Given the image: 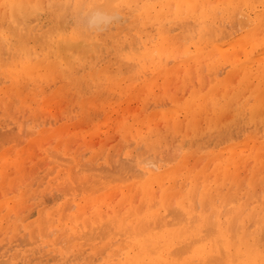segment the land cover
I'll return each instance as SVG.
<instances>
[{
  "label": "rangeland",
  "instance_id": "374dc122",
  "mask_svg": "<svg viewBox=\"0 0 264 264\" xmlns=\"http://www.w3.org/2000/svg\"><path fill=\"white\" fill-rule=\"evenodd\" d=\"M30 1L9 49L0 0V264H264V0Z\"/></svg>",
  "mask_w": 264,
  "mask_h": 264
},
{
  "label": "bare ground",
  "instance_id": "6f19581e",
  "mask_svg": "<svg viewBox=\"0 0 264 264\" xmlns=\"http://www.w3.org/2000/svg\"><path fill=\"white\" fill-rule=\"evenodd\" d=\"M54 1H56V0H54ZM105 1H107V4H108V2L110 1H108V0H105ZM105 1H101V3H103V2H105ZM153 1V0H152ZM177 1V0H176ZM208 1L209 0H179L178 1V6L179 7H181V9L182 8H186L187 10H186V12H189V13H193V14H195L196 12H198L197 11V9L198 8H202V9H205L206 7H208V5H211V3L210 4H208ZM255 1H257V0H255ZM116 2V1H115ZM164 2V1H163ZM6 3H7V5L9 4L10 6H9V9H11V18H10V20L9 21H7V22H5L4 24H3V26L7 23V27H5L6 29H5V37H4V39H5V41H6V46H7V48H14V46H16V44L18 45V44H22L21 42V40L20 39H22V36H21V32H22V30H26L27 28H25V27H27V24H29L28 23V21L26 20L28 17H29V14H31V12H34V11H36V9H35V7H37L36 5H34V4H32V1H30V0H6ZM50 3V2H49ZM53 3V2H52ZM69 3V2H68ZM68 3H65V7L64 6H62V5H60V6H58V5H55V4H51L53 7H55V9H53L52 11H53V13H55V12H62V16H64L65 15V12H66V8H67V5H68ZM112 3V0H111V2H110V4ZM139 3V2H138ZM30 4V5H29ZM67 4V5H66ZM100 4V3H99ZM109 4V5H110ZM208 4V5H207ZM43 5V4H42ZM45 5V4H44ZM43 5V6H44ZM96 5V4H95ZM98 5V4H97ZM105 5V4H104ZM104 5H101V6H104ZM158 5V4H157ZM166 5V4H165ZM42 6V7H43ZM137 6V5H136ZM159 6V5H158ZM41 7V8H42ZM50 7V6H49ZM79 7H81V6H79ZM110 7H112V5L110 6ZM34 8V10H32ZM41 8H37V9H41ZM44 8V7H43ZM52 8V7H51ZM107 8V7H106ZM173 8V7H172ZM112 9V11H113V9L114 8H111ZM180 9V10H181ZM7 10V9H6ZM32 10V11H31ZM79 10V9H78ZM65 11V12H64ZM171 11H172V9H171ZM206 11H208V10H206ZM238 12V11H237ZM167 13V12H166ZM6 14V13H5ZM64 14V15H63ZM236 14V13H235ZM66 15H67V13H66ZM69 15V14H68ZM243 15V14H242ZM241 15V16H242ZM62 16H60L59 14H58V17H62ZM57 17V18H58ZM65 17V16H64ZM63 17V18H64ZM114 17H116L114 14H112V13H110V12H108V9L107 10H105V9H103V8H99L98 6H94V7H92L91 9H89L88 11H87V13H86V15H85V17H84V23L86 24V26H91V27H95V28H97L98 29V27L101 25V26H105V25H107L109 22H110V20L113 18L114 19ZM244 17V16H243ZM240 19V18H239ZM245 19H247L246 17H245ZM29 20V19H28ZM31 20V19H30ZM238 20V19H237ZM251 20V19H250ZM32 21V20H31ZM60 21H63V19L62 20H60V18H58L57 20H56V18H55V22H54V25L52 26L53 28H54V31H52L51 33H50V37H51V35L52 34H55V36H57L56 37V40L53 38V41L55 40V42H52L51 40H50V42H52V44H53V46L55 47H53L54 49H53V52H56L58 55L60 54H62L63 56H65V54H67V56H71V57H73V54L75 55L77 52H80V51H85L84 53H82L81 54V52L79 53V55H84V54H86L88 51V49H87V44H86V46H85V44H81L82 45V47H81V45H80V43H78V44H75L74 46H73V44L74 43H72L71 44V42H68L67 40V38H65L64 39V37L63 36H65L66 35V33L64 32L65 30H62L63 28H62V26H60L61 24H60ZM247 21V20H246ZM244 23H245V21H243ZM25 23H27V24H25ZM62 23V22H61ZM249 23V22H248ZM243 24V23H242ZM247 24V23H246ZM26 25V26H25ZM234 25V24H233ZM245 25V24H244ZM243 25V26H244ZM249 25V24H248ZM220 26V25H219ZM235 26V25H234ZM75 27H77V26H75ZM206 27V26H205ZM224 27V26H223ZM249 27V26H248ZM65 28V27H64ZM81 28V27H80ZM79 28V29H80ZM213 28V27H212ZM219 28H221V26L219 27ZM237 28V27H236ZM66 29V28H65ZM217 28H215V29H213V30H216ZM226 29V28H225ZM224 29V30H225ZM241 29H243V28H241ZM202 30V29H201ZM227 30V29H226ZM236 30V29H235ZM49 31V30H48ZM50 31H51V29H50ZM63 33H65L64 35L61 33V32ZM208 31V30H207ZM239 31V30H238ZM19 33V37H17L16 36V33ZM226 32V31H225ZM225 32H224V34H225ZM46 33V32H45ZM48 33V32H47ZM202 33V32H201ZM200 33V34H201ZM207 33H209V32H207ZM206 33V34H207ZM212 33V32H211ZM214 33H216V31L214 32ZM220 33H222V31L220 32ZM206 34H204V35H206ZM230 34V33H229ZM48 35V34H47ZM63 35V36H62ZM91 35V34H90ZM208 35V34H207ZM223 35V34H222ZM221 35V36H222ZM228 35V34H227ZM217 36V35H216ZM219 36H220V34H219ZM220 36V37H221ZM229 36V35H228ZM228 36H226V37H228ZM0 37H1V34H0ZM65 37H67V36H65ZM206 37H208V36H206ZM225 37V38H226ZM84 38V37H83ZM199 38V37H198ZM2 39V38H1ZM99 39V38H98ZM200 39H201V37H200ZM66 40V41H65ZM70 41V40H69ZM90 41V40H89ZM201 41H203V38H202V40ZM1 42V41H0ZM92 42V43H91ZM194 42V41H193ZM208 42H209V40H208ZM94 43V45L96 46L97 45V43L95 44V41H90V45H89V52H90V49H94L95 48V46L93 45V47L91 48L90 46L92 45ZM195 43V42H194ZM119 44V43H118ZM3 43H2V48H4L3 47ZM99 45V44H98ZM211 45V44H210ZM217 45V44H216ZM78 47V48H75V51L77 50V49H80L79 51L77 50L76 52H74V47ZM206 46V45H205ZM218 46V45H217ZM226 46V45H225ZM224 46V47H225ZM17 47V46H16ZM83 47H84V49H83ZM85 47H86V50H85ZM100 47H101V45H99V49H100ZM203 47V46H202ZM29 49H30V47H28ZM97 48V47H96ZM123 48V47H122ZM134 48V47H133ZM201 48V47H200ZM199 48V49H200ZM222 48V47H221ZM29 49H27V48H25V47H23L22 46V48H20V49H18V51H19V53H24L23 55H25V56H28L29 58L32 56H30V50ZM51 49V48H50ZM73 49V50H72ZM124 49V48H123ZM122 49V50H123ZM132 49V48H131ZM129 50V51H132V50ZM135 49V48H134ZM198 49V50H199ZM202 49V48H201ZM1 50H3V49H1ZM71 50V51H70ZM97 50V49H96ZM96 50H95V52H96ZM68 51H70L71 52V54H70V52H68ZM72 51H73V54H72ZM4 52V51H3ZM2 52V53H3ZM69 54H68V53ZM123 52H125L124 50H123ZM5 53V52H4ZM33 53V52H32ZM91 53H93L92 51H91ZM134 52H132L131 54H127V56H129V58L130 59H133L134 57H135V55H136V53H134ZM138 53V52H137ZM95 54V53H94ZM100 54V53H99ZM146 54V53H145ZM234 54V53H233ZM76 55H78V54H76ZM75 55V56H76ZM91 55V54H90ZM132 55H133V58H132ZM262 55V54H261ZM96 56V55H95ZM144 56V55H143ZM150 56V55H149ZM157 56V55H156ZM156 56L154 55V57L156 58ZM28 57H25V59L27 60V58ZM70 57V58H71ZM77 57V56H76ZM93 57V56H92ZM99 57V56H98ZM140 57V56H139ZM151 57V56H150ZM149 57V58H150ZM153 57V58H154ZM257 58H258V56H256ZM34 58V57H33ZM33 58H32V60H33ZM128 58V57H127ZM136 58V57H135ZM138 58V57H137ZM142 58V57H141ZM147 58V57H146ZM148 58V59H149ZM22 59V58H21ZM31 59V58H30ZM29 59V60H30ZM35 59V58H34ZM73 59V58H72ZM139 59V61H140V58H138ZM144 59V58H143ZM25 60V61H26ZM29 60H27V62H29ZM45 60V59H44ZM172 60V59H171ZM145 61V60H144ZM150 61V60H149ZM146 62V61H145ZM158 63H160V61L158 62ZM169 63H170V61H169ZM256 63H257V61H256ZM168 64V63H167ZM35 70V69H34ZM171 71V70H170ZM30 74V73H29ZM211 74V73H210ZM213 75H215L214 73H212ZM144 75V74H143ZM142 75V76H143ZM34 76V75H33ZM209 77V76H208ZM211 77V76H210ZM145 78V77H144ZM116 80V79H115ZM210 80H211V78H210ZM255 80V79H254ZM211 83V82H210ZM189 86V85H188ZM204 87V86H203ZM205 88V87H204ZM203 89V88H202ZM171 90V89H170ZM187 91V90H186ZM185 94V93H184ZM218 95V94H217ZM240 100V99H239ZM179 103V102H178ZM195 104V103H194ZM194 104H192V105H194ZM49 110H51V109H49ZM46 115V114H45ZM156 116H157V114H156ZM202 116V115H201ZM153 117H154V115H153ZM19 119V118H18ZM59 120V119H58ZM111 120V119H110ZM224 120V119H223ZM26 121V120H25ZM152 122V121H151ZM50 124V123H49ZM26 125V124H25ZM23 126V125H22ZM36 126V125H35ZM88 126V125H87ZM206 126V125H205ZM86 128V127H85ZM84 129V128H83ZM100 129V128H99ZM27 132H29V131H27ZM262 135H264V134H262ZM117 137V136H116ZM5 138V137H4ZM7 138V137H6ZM3 140V139H2ZM8 141V140H7ZM10 141V140H9ZM2 143V142H1ZM9 143V142H8ZM7 143V144H8ZM15 143V142H14ZM173 143H174V141H173ZM49 144V143H48ZM51 144V143H50ZM53 144V143H52ZM61 144V143H60ZM59 144V145H60ZM46 145V144H45ZM17 146V145H16ZM20 146V145H19ZM29 146H31V145H29ZM95 146V145H94ZM32 147V146H31ZM47 148V147H46ZM45 148V149H46ZM171 148V147H170ZM170 148L167 150V152L170 150ZM25 149V148H24ZM44 149V150H45ZM48 150V149H47ZM46 150V151H47ZM173 150H175V149H173ZM60 151V150H59ZM58 152V151H57ZM24 153V152H23ZM50 153V152H49ZM59 153V152H58ZM163 153H165V152H163ZM173 153V152H172ZM46 155H47V153H46ZM60 155V154H59ZM170 155V154H169ZM173 155V154H172ZM4 156V155H3ZM31 156V155H30ZM113 156V155H112ZM178 156V155H177ZM57 157H59V156H57ZM61 158H63V157H60V159ZM67 158V157H66ZM157 158V157H156ZM69 159V158H68ZM128 159V158H127ZM133 159V158H132ZM172 159H173V157H172ZM26 160V159H25ZM58 160V159H57ZM63 160V159H62ZM72 160V159H71ZM151 160V159H150ZM155 160V159H154ZM159 160V159H158ZM157 160V161H158ZM162 160H164V159H162ZM165 160H166V158H165ZM82 161V160H81ZM80 161V162H81ZM142 161V160H141ZM146 161V160H145ZM170 161V160H169ZM173 161V160H172ZM123 162V161H122ZM140 162V161H139ZM154 162V161H153ZM153 162L151 163V165L153 164ZM23 163H24V161H23ZM117 163V162H116ZM128 163H130V162H128ZM187 163V162H186ZM67 164V163H66ZM82 164V163H81ZM84 164V163H83ZM121 164V163H120ZM49 165V164H48ZM71 165V164H70ZM72 165H74V164H72ZM86 165V164H85ZM113 165V164H112ZM128 165V164H127ZM131 165V164H130ZM196 165H198V163L196 164ZM40 166V165H39ZM92 166V165H91ZM132 166V165H131ZM3 167V166H2ZM6 167V166H5ZM103 167V166H102ZM130 167V166H129ZM128 167V168H129ZM150 167V166H149ZM27 168V167H26ZM25 168V169H26ZM83 168V167H82ZM81 168V169H82ZM107 167H105V169H106ZM121 168H122V165H121ZM152 168V167H151ZM86 169V168H85ZM98 169V168H97ZM133 168H131V170H132ZM135 169V168H134ZM133 169V170H134ZM153 169V168H152ZM156 169V168H155ZM23 170V169H22ZM21 170V171H22ZM84 170V169H83ZM102 170V169H101ZM130 170V171H131ZM132 170V171H133ZM112 171V170H111ZM135 171V170H134ZM81 172H82V170H81ZM104 172H106V171H104ZM127 172V171H126ZM78 173V172H77ZM130 173V172H129ZM30 174V173H29ZM132 174V173H131ZM130 174V175H131ZM136 174V173H135ZM141 174V173H140ZM102 175V174H101ZM129 175V174H128ZM123 176V175H122ZM133 176V175H132ZM128 177V176H127ZM138 177H139V174H138ZM137 177V178H138ZM80 178V177H79ZM126 178V177H125ZM131 178V177H130ZM150 178H152V177H150ZM140 179H141V176H140ZM111 180V179H110ZM131 180V179H130ZM142 180V179H141ZM112 181V180H111ZM110 181V182H111ZM129 181V180H128ZM127 181V182H128ZM106 182V181H105ZM108 182V181H107ZM123 182V181H122ZM92 183V182H91ZM96 183V182H95ZM78 185H79V183H77ZM85 184V183H84ZM93 184V183H92ZM108 184V183H107ZM113 184V183H112ZM148 184H149V182H148ZM85 186V185H84ZM101 186H103V185H101ZM105 186V185H104ZM66 187V186H65ZM99 187V186H98ZM106 187V186H105ZM200 187V186H199ZM76 188V187H75ZM140 188V187H139ZM77 189V188H76ZM87 189V188H86ZM90 189V188H89ZM101 190H102V188H100ZM200 189V188H199ZM262 189H264V188H262ZM61 190V189H60ZM79 190V189H78ZM77 190V191H78ZM99 190V189H98ZM13 191V190H12ZM80 191V190H79ZM61 192H62V190H61ZM99 192V191H98ZM114 192V191H113ZM63 193V192H62ZM68 193V192H67ZM197 193V192H196ZM168 195V194H167ZM157 196V195H156ZM145 199V198H144ZM173 200V199H172ZM158 201V200H157ZM75 203V202H74ZM146 203V202H145ZM156 203V202H155ZM67 204V203H66ZM76 204V203H75ZM73 206V205H72ZM146 206V205H145ZM173 206V205H172ZM128 207V206H127ZM144 207V206H143ZM73 208V207H72ZM101 208V207H100ZM123 208V207H122ZM144 208H146V207H144ZM153 208V207H152ZM150 209V208H149ZM149 209H148V211H149ZM168 209V208H167ZM167 209H165V210H167ZM178 209V208H177ZM177 209H176V211H177ZM68 211H69V209H68ZM170 211V210H169ZM172 211H173V209H172ZM172 211H170V212H172ZM122 212V211H121ZM169 212V213H170ZM179 212V211H178ZM177 212V213H178ZM224 212V211H223ZM108 213V212H107ZM180 213V212H179ZM225 213H228L229 214V212H226L225 211ZM67 214V213H66ZM133 214V213H132ZM173 214H176L175 213V211H174V213ZM86 215V214H85ZM119 215V214H118ZM121 215V214H120ZM134 215V214H133ZM137 215V214H136ZM171 215H172V213H171ZM176 215H178V214H176ZM180 216L182 215V212L179 214ZM178 215V216H179ZM215 215V214H214ZM179 216V217H180ZM192 217H194V219H195V216L194 215H191ZM171 217H174V215L173 216H171ZM182 217L184 218V215H182ZM192 217H190V218H192ZM211 217H212V215H211ZM62 218V217H61ZM118 218V217H117ZM178 218V217H177ZM214 218V217H213ZM212 218V219H213ZM175 218H173V220H174ZM179 219V218H178ZM178 219H175L176 221H181V220H178ZM185 219H187V218H185ZM197 219H199V218H197ZM197 219H195V220H197ZM211 219V220H212ZM98 220V219H97ZM108 220V219H107ZM110 220V219H109ZM117 220V219H116ZM183 220V219H182ZM192 221H193V219H191ZM190 220V221H191ZM255 220V219H254ZM105 221V220H104ZM118 221V220H117ZM185 221V220H184ZM197 221H200V219L199 220H197ZM214 222H215V220H213ZM212 221V222H213ZM237 221H240L241 222V219L239 220H237ZM114 222V221H113ZM119 223H120V221H118ZM182 222V221H181ZM186 222V221H185ZM111 223H112V221H111ZM151 224V223H150ZM161 224V223H160ZM176 224H178V223H176L175 222V224L173 223V225H176ZM213 224V223H212ZM239 224V223H238ZM153 225V224H152ZM158 225V224H157ZM162 225V224H161ZM160 225V226H161ZM3 226V225H2ZM105 226V225H104ZM115 226V225H114ZM150 226V225H149ZM236 226H238V225H236ZM235 226V227H236ZM250 226V225H249ZM80 227V226H79ZM159 227V226H158ZM157 227V228H158ZM214 227H215V225H214ZM93 228V227H92ZM107 228V227H106ZM115 228V227H114ZM113 228V229H114ZM155 228V227H154ZM53 229V228H52ZM95 229V228H94ZM127 229V228H126ZM126 229H123V230H126ZM129 229V228H128ZM153 229V228H152ZM205 229H207V228H205ZM212 229H213V227H212ZM120 230V229H119ZM131 230V229H130ZM145 230V229H144ZM204 230V229H203ZM209 230V229H208ZM235 231H234V233H236V231H237V229H234ZM54 231V230H53ZM100 231V230H99ZM129 231V230H128ZM146 231V230H145ZM207 231V230H206ZM213 231V230H212ZM55 232H56V230H55ZM104 232V231H103ZM115 232V231H114ZM118 231H116V233H117ZM124 232V231H123ZM135 234H134V233ZM209 232H211V231H209ZM130 233V232H129ZM131 233H133V236H136V235H138V233L139 232H135V231H132L131 230ZM137 233V234H136ZM215 233H217L216 231H215ZM239 233V232H238ZM82 234V233H81ZM105 234V233H104ZM122 234V233H121ZM128 234V233H127ZM141 234H142V232H141ZM181 234V233H180ZM197 234V233H196ZM114 235H115V233H114ZM205 235V234H204ZM212 235V234H211ZM210 234H209V236H211ZM215 235V234H214ZM214 235H212V236H214ZM237 235V234H236ZM235 234H234V236H236ZM99 236H100V234H99ZM116 236V235H115ZM123 236V235H122ZM129 236V235H128ZM141 236V235H140ZM208 235H207V237H209ZM73 237V236H72ZM72 237L70 238V239H72ZM106 237V236H105ZM109 237V236H108ZM196 237V236H195ZM206 236H205V238H207ZM237 237V236H236ZM235 237V238H236ZM64 238V237H63ZM63 238H62V240L61 241H63ZM97 238V237H96ZM141 238L142 239H144L145 241H148V240H146V238H143V236H141ZM197 238V237H196ZM196 238H191V239H195L196 240ZM61 239V238H60ZM65 239V238H64ZM103 239H104V237H103ZM208 239V238H207ZM21 240V239H20ZM195 240H194V242H195ZM197 240H198V238H197ZM217 242L216 243H218V244H220V245H222V240L221 241H219V239L217 238ZM17 241V240H16ZM24 241V240H23ZM65 242H66V239L64 240ZM116 241V240H115ZM199 241H200V238H199ZM201 241H202V239H201ZM200 241V242H201ZM29 242V241H28ZM58 242H60V241H58ZM26 243H27V240H26ZM68 243H69V241H68ZM70 243H71V241H70ZM116 243V242H115ZM152 243H153V241H152ZM199 243V242H198ZM5 244V243H4ZM67 244V243H66ZM190 244H191V242H190ZM197 244V243H196ZM59 245V244H58ZM70 244H68V247L70 248V246H69ZM88 245V244H87ZM62 246V245H61ZM60 246V247H61ZM67 246V245H66ZM65 246V248L67 249V247ZM89 246V245H88ZM148 246V245H147ZM192 246V245H191ZM149 247V246H148ZM64 248V247H63ZM157 248V247H156ZM188 248V247H187ZM186 248V249H187ZM158 249H159V247H158ZM177 249V248H176ZM179 249V248H178ZM189 249L190 248H188V250H187V252L186 253H189L190 251H189ZM71 250V249H70ZM148 250V249H147ZM191 250V249H190ZM66 251H68V249L66 250ZM153 251V250H152ZM172 251H173V249H172ZM171 250L169 251L170 253L172 252ZM186 251V250H185ZM225 250H223V252H224ZM212 252H213V250H212ZM154 253H156V250H155V252ZM214 253V252H213ZM225 254H226V252H224ZM223 253V255L226 257L227 255H225ZM153 254V253H152ZM169 254V253H168ZM173 254V253H172ZM183 254V253H182ZM182 254H180V256L182 255ZM227 254H228V252H227ZM167 255V254H166ZM175 255H177V254H173V256L175 257ZM184 255H187V254H185L184 253ZM183 255V256H184ZM228 255H230V254H228ZM234 255V254H233ZM236 255V254H235ZM180 256L178 257V258H180ZM238 258V257H241V255L240 256H238V254H237V256H235V258ZM213 258V257H212ZM219 258V257H218ZM234 258V259H235ZM236 258V259H237ZM99 259V258H98ZM202 259V258H201ZM235 259V260H236ZM238 259H240V258H238ZM0 260H2V259H0ZM5 260V259H4ZM7 260V259H6ZM176 260V259H175ZM234 260V261H235ZM183 261V260H182ZM188 261V260H187ZM187 261H185V262H187ZM193 261V260H192ZM211 260H208V261H206L207 263H203V264H209L208 262H210ZM225 261V260H224ZM226 261H227V259H226ZM226 261L224 262V264H226ZM233 261V262H234ZM4 262V261H3ZM145 262V261H144ZM143 262V263H144ZM188 262H190L191 264H192V262L191 261H188ZM187 262V263H188ZM205 262V261H204ZM6 263V262H5ZM142 263V264H143ZM161 263V262H160ZM195 263H196V261H195ZM198 263V262H197ZM221 263H223V261H221Z\"/></svg>",
  "mask_w": 264,
  "mask_h": 264
}]
</instances>
